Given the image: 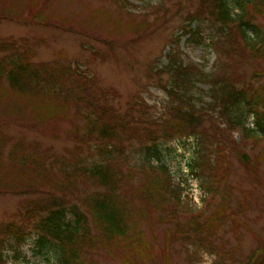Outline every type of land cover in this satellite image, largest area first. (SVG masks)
Listing matches in <instances>:
<instances>
[{"label": "trees", "instance_id": "obj_1", "mask_svg": "<svg viewBox=\"0 0 264 264\" xmlns=\"http://www.w3.org/2000/svg\"><path fill=\"white\" fill-rule=\"evenodd\" d=\"M3 15L8 16L6 12ZM257 16L264 17V0H197L194 11L186 14L179 29L181 34L194 45H200L205 39L200 26L209 24L212 50L229 62H221L215 72L206 74L170 51L166 72L172 82L168 88L163 86L168 105L157 118L150 114L151 106L143 99H132L122 110L102 106L99 101L104 92L88 91L86 80H79L84 73L78 66L33 63L29 49L19 52L13 43L0 42V53L5 54L0 58V86L3 85L0 93L9 96L2 110L29 122L48 123L51 118L68 115L69 100L84 104L75 113L85 109V113L76 115L84 122L74 126L68 135L76 144L65 148L64 154L38 152L35 145L31 147L23 139L12 143L9 136L0 133V147L8 146L6 160H0V167L21 170L8 175L11 186L0 185V190L28 193L45 189L59 195L26 209L25 219L39 216L31 229L29 223L0 224V262L7 244L19 248L27 237L35 235L36 253L53 254L51 264H97L93 254L102 250L111 258L121 259L123 264H159L151 245L144 240L142 228L150 227L146 221L153 220L156 224L173 225L165 230L166 249L173 241L211 247L210 238L220 224L231 219L224 212V201L230 199V192H220L231 139H226L217 123L226 122L225 128L230 131L243 124L246 115H252L255 127H243V138L246 133L261 134L264 138V99L239 86L235 64L231 62L236 52L240 55L248 52L255 56H251L253 59L264 58V26L256 22ZM32 17L35 20L41 17L40 10L32 13ZM194 23L197 27L193 28ZM196 83L208 85L207 108H196L178 94V89L186 92ZM48 102L56 105L48 106ZM25 113L29 114L23 116ZM207 121L212 134L205 128ZM194 135L201 137L202 147L198 151L201 161L189 163L188 172L198 180L203 179L201 189L209 195L206 200H215L219 195L222 200L213 210L209 209V203L205 204L203 211L180 223L177 210L186 186L181 181L172 183V173L159 144ZM133 140L139 143L147 165L141 164L139 170H125L121 160L126 158L127 147ZM260 154L254 163L245 154L238 157L249 163L245 167L256 177L253 172L257 164L264 163V150ZM94 155L99 159L87 164L90 158L95 159ZM76 193L79 199L71 204ZM163 257L162 264L171 263L168 255ZM47 262L50 263L48 258Z\"/></svg>", "mask_w": 264, "mask_h": 264}, {"label": "rangeland", "instance_id": "obj_2", "mask_svg": "<svg viewBox=\"0 0 264 264\" xmlns=\"http://www.w3.org/2000/svg\"><path fill=\"white\" fill-rule=\"evenodd\" d=\"M196 5L197 0H0V42L13 43L19 52L29 49L33 63L47 62L57 67L66 64L78 66L84 73L79 80H86L88 91L104 92L99 101L102 106L122 110L132 99H143L151 106L150 114L157 118L168 105L163 86L168 88L172 82L166 72L170 51L177 52L184 63L194 64L206 74L215 72L221 62H229L212 50V40H208L212 32L209 24L200 26L205 37L200 45H194L181 34L179 29L186 14L192 13ZM37 9L41 17L35 20L32 13ZM4 12L8 16L3 15ZM256 22L264 26V17L257 16ZM192 27H197V23ZM3 56L5 54L0 53V58ZM251 56L255 57L248 55V52L233 54L231 62L235 64V77L238 76L239 86L264 99V58L253 59ZM206 89L208 85L196 83L186 92L178 89V94L184 95L185 101L196 108H207L210 97ZM8 98L0 93V133L9 136L12 143L23 139L31 147L35 145L38 152L49 150L51 154L59 155L65 153V148L70 149L76 144L68 135L74 126L84 122L81 116L76 115H82L85 109H81L79 114L75 113L84 105L82 102L69 100L68 115L63 118H51L48 123H44L45 120L33 123L2 110ZM49 105L56 104L48 102ZM257 107L262 110L261 104L258 103ZM246 116L243 124L230 131L225 128L226 122L219 120L217 123L226 139H231L227 172L223 176L225 182L220 191L230 192V199L224 201V212L231 219L220 224L208 242L211 247L173 241L167 249L164 248L165 230L173 225L146 221L150 227L142 226L144 240L151 245L157 263L162 264L163 255H168L170 264H264V163L257 164L253 172L256 177L245 167L249 163H243L238 158L240 154H245L254 163L256 155H261L260 152L264 150V138L257 133H246L243 138L245 129L255 127L254 117ZM209 125L207 121L205 128L212 134ZM200 140L199 135L183 136L159 144L164 149L172 183L181 181L184 186L188 183L179 199L177 211L180 223L203 211L205 204L211 205L210 210L221 205L220 195L215 200H206L208 192L199 190L202 188V178L198 177V180L196 175L186 173L189 163L194 165L201 161L198 154L202 147ZM138 147L139 143L134 140L128 145L125 161L121 160V167L125 170H139L141 164L147 165ZM7 153L8 146H1L0 160H6ZM94 158L87 160V164L91 165L99 156L94 155ZM49 160L46 158V161ZM20 171L0 167V181H3L0 185L11 186L7 176ZM52 196L59 195L45 189L28 193L0 190V224L14 222L21 226L29 223L28 229H31L39 216L25 219L26 209L44 203ZM75 197L71 204L77 203L79 195L76 193ZM35 239V235L27 237L19 248L7 244L2 249L0 264L53 263V254L36 253ZM93 259L97 264H123L121 259L109 257L104 250L94 253Z\"/></svg>", "mask_w": 264, "mask_h": 264}, {"label": "built area", "instance_id": "obj_3", "mask_svg": "<svg viewBox=\"0 0 264 264\" xmlns=\"http://www.w3.org/2000/svg\"><path fill=\"white\" fill-rule=\"evenodd\" d=\"M188 172V170H186V173ZM190 178H192V176H190ZM179 182V181H178ZM187 186H188V183H187V185H186V188H187ZM199 188V187H198ZM187 190V189H186ZM201 192H202V190L201 189H199ZM183 191H185V189L183 190Z\"/></svg>", "mask_w": 264, "mask_h": 264}]
</instances>
